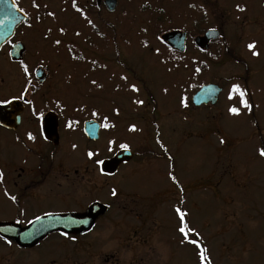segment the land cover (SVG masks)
Wrapping results in <instances>:
<instances>
[{
	"label": "rangeland",
	"instance_id": "1",
	"mask_svg": "<svg viewBox=\"0 0 264 264\" xmlns=\"http://www.w3.org/2000/svg\"><path fill=\"white\" fill-rule=\"evenodd\" d=\"M122 1L140 6L142 11L168 7L174 12L169 19L173 21L164 23L163 28H189L190 21L185 19L176 24L175 15L179 10L190 13L189 8L202 6L207 26L222 30L219 45L232 51V55L222 54L211 61L188 42L179 69H172L167 59L171 52L157 38V30L145 23L147 15L134 18L136 27H142L135 36L148 38L146 44H136L133 50L134 87L120 84L109 73L100 81L107 125L105 150L109 153L122 144L139 153L149 150L151 156L144 157L143 163L133 158L121 166L128 174V185L142 198L159 192L168 182L161 169L168 162L157 159V152L167 153L183 180L184 223H180V214L172 213L175 202L168 201L154 208L142 227L144 235H132L122 244L137 245V237H143L141 245L149 251L139 255L148 264H166L164 260L169 257L168 264H201V249L207 257L204 264H264V156L258 151L264 148V0ZM249 44L254 47L249 49ZM201 63L206 65L203 73L196 70ZM207 81L223 88L219 99L214 106L195 108L190 103L193 84ZM233 85L240 91H233ZM233 107L238 113L229 111ZM131 168L136 170L133 174L128 172ZM127 201L120 198L118 204L126 206L128 212L131 205ZM178 225L185 227L181 257L175 249L170 253L168 248L162 249L175 245V241L155 238L158 232L174 239ZM84 239L95 247L111 249L116 245V240L107 236L53 234L34 248H24L0 237V264H79L84 252L73 246Z\"/></svg>",
	"mask_w": 264,
	"mask_h": 264
},
{
	"label": "flooded vegetation",
	"instance_id": "2",
	"mask_svg": "<svg viewBox=\"0 0 264 264\" xmlns=\"http://www.w3.org/2000/svg\"><path fill=\"white\" fill-rule=\"evenodd\" d=\"M13 1L23 18L0 46V105L4 106L0 118V221L25 226L49 214L87 213L94 203H99L98 209L106 206V210L86 217L92 220L88 229L74 234L55 231L46 237L107 236L116 240L111 249L98 245L96 248L88 243L90 240L79 241L73 246L84 252L78 258L83 259L79 264H148L139 255L149 251L141 245L142 227L159 205L175 202L173 214L183 208V180L179 178L178 166L162 150L157 152V159L168 162L161 168L168 182L147 197L142 198L128 185L122 163L113 173L101 169V162L122 147L106 153L100 81L104 73H109L120 84L134 87L133 50L136 44L148 41L135 36L137 28L142 27H136L134 18L147 15L145 23L152 28L155 10L142 11L140 6L122 4V0ZM165 8L164 16L170 19L174 12ZM179 12L175 15L176 24L184 19L190 21V26L199 24V10L192 18L190 13ZM167 28L187 30L178 25ZM187 33L189 46V30ZM161 44L171 49L162 41ZM183 57L184 53L167 57L172 69H179ZM142 84L145 90L146 85ZM9 103L11 106L6 107ZM88 121H95L98 126L96 139H89L84 132ZM133 153L129 161L135 158L143 163L144 157L151 156L148 149ZM135 171L131 168L128 172ZM120 198L130 201L128 212L126 206L118 204ZM180 227L176 228L174 239L158 232L155 235L166 242L175 241V245L162 249L168 248L169 253L175 249L179 257L184 245ZM138 233L137 245L122 244ZM168 259L164 263L168 264Z\"/></svg>",
	"mask_w": 264,
	"mask_h": 264
},
{
	"label": "water",
	"instance_id": "3",
	"mask_svg": "<svg viewBox=\"0 0 264 264\" xmlns=\"http://www.w3.org/2000/svg\"><path fill=\"white\" fill-rule=\"evenodd\" d=\"M107 1V0H106ZM111 9V8H110ZM23 18V14L18 10L13 0H0V46L10 36L15 25ZM219 36L217 29H207L202 35L194 38V44L204 49L208 47V42L211 39H216ZM161 39L172 49L183 53L186 48L187 32L182 30H170L162 33ZM222 88L215 83H207L201 85L191 96L193 106L211 104L214 105ZM11 103L6 105L10 107ZM4 106L0 105V118ZM98 126L95 121H88L84 125V132L89 139L97 138ZM133 156V152L128 148H122L116 151L110 158L104 159L100 166L106 173L116 171L120 163L129 161ZM97 206L99 203H94L87 213L83 214H49L40 217L37 220L31 221L25 226H21L16 222L0 221V237L7 240H13L17 246L30 247L37 244L38 241L44 239L47 234L55 231L62 233H79L88 229L92 220H87L86 217H93L94 213L99 211L104 212L106 206L101 210Z\"/></svg>",
	"mask_w": 264,
	"mask_h": 264
},
{
	"label": "trees",
	"instance_id": "4",
	"mask_svg": "<svg viewBox=\"0 0 264 264\" xmlns=\"http://www.w3.org/2000/svg\"><path fill=\"white\" fill-rule=\"evenodd\" d=\"M198 10L200 13L199 24L196 26L195 25L190 26V28H188L191 38L195 35L202 34L208 27L207 26L208 18L205 14L206 12H205L204 8L202 6H199ZM194 12H195L194 8H191L189 17L192 18V15ZM153 13H155V15L152 16V29L157 30L156 36L159 39V36L163 31L171 29V28H163V24L168 22L169 18L164 16V13L162 10L161 11H153ZM180 28L183 29L184 27H180ZM220 42H221V39L219 38L215 41L210 42L209 47L207 49H205L204 51H200V50L199 51L203 52L207 56V58L210 59L211 61L218 60L220 55H222V54L230 55L232 52V51H230V48L225 47L223 49V47L219 45ZM213 47H214V49L212 50ZM192 48L198 50V48H196L194 45H192ZM169 52L177 53L171 49H169ZM205 68H206V65L204 63H201L197 66L196 70H197V72H198V70H200V73H203ZM200 85L201 84L198 82L196 84H193L194 90H196ZM151 99H152V97H151Z\"/></svg>",
	"mask_w": 264,
	"mask_h": 264
},
{
	"label": "snow or ice",
	"instance_id": "5",
	"mask_svg": "<svg viewBox=\"0 0 264 264\" xmlns=\"http://www.w3.org/2000/svg\"><path fill=\"white\" fill-rule=\"evenodd\" d=\"M253 47H254L253 44H249V45H248V48H249V49H251V48H253ZM256 54H257V53L253 52V55H256ZM232 88H233V91H240V90H239V87H238L237 85H233ZM240 94H241V96L243 97V92H240ZM229 99H231V93H229ZM5 102H6V101H5ZM241 102L244 103V104L246 105V101H243V100H242ZM229 111L232 112V113H234V114H235V113H238V109L235 108V107L230 108ZM105 126H107V125H105ZM30 138H31V137H30ZM121 147H122V148H126L127 145H123V144H122ZM258 151H259V154H260L261 156H264V148H260V149H258ZM88 155L91 156L92 153H89ZM97 163H99V161H97ZM113 194H115V193H113ZM176 211H177L178 214L181 215L180 223H181V225H183V223H184V220H183V214L181 213V210H180V209H176ZM37 219H39V218L37 217ZM179 231H180L181 233H185V227L181 226V227L179 228ZM191 242H192L193 244L197 243L195 240H193V241H191ZM199 256H200L201 264H204V262L206 261L207 257L205 256V254H204V250H203V249H201V251H200V253H199Z\"/></svg>",
	"mask_w": 264,
	"mask_h": 264
}]
</instances>
